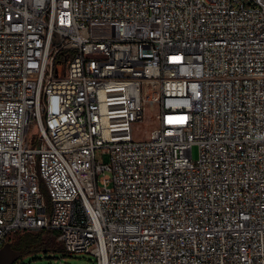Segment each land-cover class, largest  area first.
<instances>
[{"label":"built area","instance_id":"obj_1","mask_svg":"<svg viewBox=\"0 0 264 264\" xmlns=\"http://www.w3.org/2000/svg\"><path fill=\"white\" fill-rule=\"evenodd\" d=\"M52 230L92 264H264V0H0V248Z\"/></svg>","mask_w":264,"mask_h":264},{"label":"rangeland","instance_id":"obj_2","mask_svg":"<svg viewBox=\"0 0 264 264\" xmlns=\"http://www.w3.org/2000/svg\"><path fill=\"white\" fill-rule=\"evenodd\" d=\"M65 74V73H63ZM154 111H150L149 107H146V118L144 121L138 125L136 128L137 135L142 137L147 136L150 131L155 128L156 120ZM35 134L32 135V137ZM193 158L196 160L199 156V148L198 146H193ZM96 157L98 160L103 162L109 161V155L106 153H102L101 150L96 151ZM20 234H24V232L20 231ZM16 233H14L10 238L9 241L13 240ZM94 262V257L86 254V253H75V252H68L65 249L55 248L50 251H34L23 255L16 261L14 264H92Z\"/></svg>","mask_w":264,"mask_h":264},{"label":"trees","instance_id":"obj_3","mask_svg":"<svg viewBox=\"0 0 264 264\" xmlns=\"http://www.w3.org/2000/svg\"><path fill=\"white\" fill-rule=\"evenodd\" d=\"M58 235L57 230L49 232H24V234L16 233L12 242L13 248L21 250L23 255L34 251H50L59 248V243L56 240ZM22 255V256H23Z\"/></svg>","mask_w":264,"mask_h":264},{"label":"water","instance_id":"obj_4","mask_svg":"<svg viewBox=\"0 0 264 264\" xmlns=\"http://www.w3.org/2000/svg\"><path fill=\"white\" fill-rule=\"evenodd\" d=\"M23 255L21 250L13 248L12 242H6L0 248V264H14Z\"/></svg>","mask_w":264,"mask_h":264}]
</instances>
